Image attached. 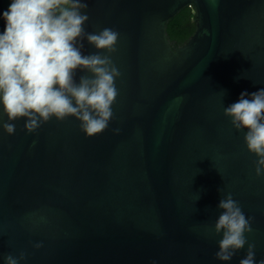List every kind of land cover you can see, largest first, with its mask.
<instances>
[{
	"label": "water",
	"instance_id": "1",
	"mask_svg": "<svg viewBox=\"0 0 264 264\" xmlns=\"http://www.w3.org/2000/svg\"><path fill=\"white\" fill-rule=\"evenodd\" d=\"M82 2L85 33L119 34L111 52L77 41L120 73L113 114L92 136L73 115L28 132L26 117L9 121L0 105V264H240L248 243L264 259V175L247 129L224 111L264 88V0ZM190 4L196 30L174 48L165 23ZM81 77L94 74L78 68ZM229 194L252 231L220 261L215 224Z\"/></svg>",
	"mask_w": 264,
	"mask_h": 264
},
{
	"label": "clouds",
	"instance_id": "2",
	"mask_svg": "<svg viewBox=\"0 0 264 264\" xmlns=\"http://www.w3.org/2000/svg\"><path fill=\"white\" fill-rule=\"evenodd\" d=\"M87 7L82 0H9L8 7L0 11L4 22L0 30V105L9 121L26 117L28 132H34L52 116L58 120L76 116L88 136L108 127L111 105L118 94L114 78L120 73L108 56L82 55V45L77 47V41L86 35L96 48L111 52L119 34L110 28L85 33L83 25L88 15L81 10ZM78 68L89 70L94 78L81 77L76 83ZM224 111L235 128L247 129L245 143L258 157L256 175H264V88L252 93L242 91L238 101ZM3 127L14 134L13 123L6 122ZM114 131L118 133L119 129ZM219 207L224 212L215 229L223 230V238L215 255L220 261H230L247 243L245 233L252 231V218H246L231 194L220 201ZM254 248L248 243L240 264H264V259H255ZM5 264L19 262L9 255Z\"/></svg>",
	"mask_w": 264,
	"mask_h": 264
},
{
	"label": "trees",
	"instance_id": "3",
	"mask_svg": "<svg viewBox=\"0 0 264 264\" xmlns=\"http://www.w3.org/2000/svg\"><path fill=\"white\" fill-rule=\"evenodd\" d=\"M196 30V11L193 5L182 7L165 23L166 37L171 46L180 47Z\"/></svg>",
	"mask_w": 264,
	"mask_h": 264
}]
</instances>
